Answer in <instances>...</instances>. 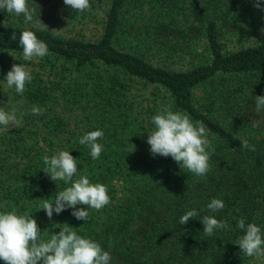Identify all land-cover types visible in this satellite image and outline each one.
Instances as JSON below:
<instances>
[{"label":"trees","instance_id":"16d2710c","mask_svg":"<svg viewBox=\"0 0 264 264\" xmlns=\"http://www.w3.org/2000/svg\"><path fill=\"white\" fill-rule=\"evenodd\" d=\"M90 4L76 13L63 0H28L44 30L0 10V109L15 108L21 120L0 131V212L15 205L18 214L37 220L45 240L67 224L108 251L110 264H264V257H247L236 245L244 235L240 218L264 236V109L255 105L264 95V11L253 0ZM92 23L98 34L91 38L56 28ZM24 30L47 44V56L24 60ZM172 60L190 65L174 67ZM13 64L32 76L22 96L6 85ZM33 106L43 114L33 115ZM164 107L204 123L210 142L205 177L182 171L171 157L151 155L152 117ZM96 130L104 136L94 160L79 139ZM242 139L255 150L242 148ZM60 151L77 159L78 176L108 188L111 202L102 210L77 206L89 212L87 221L76 220L71 208L49 220L41 207L71 186L43 172L42 157ZM212 199L224 208L211 212ZM193 209L198 215L180 224ZM204 216L229 228L206 236Z\"/></svg>","mask_w":264,"mask_h":264},{"label":"clouds","instance_id":"9594fccd","mask_svg":"<svg viewBox=\"0 0 264 264\" xmlns=\"http://www.w3.org/2000/svg\"><path fill=\"white\" fill-rule=\"evenodd\" d=\"M63 3L76 13H82L91 7L90 0H63ZM253 4L255 8L264 11L260 0H253ZM0 10L15 13L17 16L23 15L25 23H31L39 30L48 29L40 19L33 20L34 10L29 9L28 0H0ZM16 39L13 33L12 40ZM19 45L26 61L42 59L49 54L47 44L38 39L31 30H24L19 35ZM5 80L8 88L14 87L16 93L22 96L32 76L23 65L13 64ZM255 105L257 112L264 109V95L255 97ZM43 112L44 109L40 107L32 108L33 115H42ZM151 122L155 127L146 141L151 155L171 157L182 171L186 169L197 177H205L210 171V153L207 151L210 142L206 138L204 123H193L187 114L173 112L167 107L154 115ZM20 123L15 108L11 112L0 109V125L3 126L0 131L7 130L10 124L19 126ZM103 136L102 130H96L79 139L81 145L90 148V156L94 160L99 159L103 151V145L98 143ZM240 145L244 149L255 150L246 139H242ZM42 159L46 166L43 172L53 182L59 180L71 185L55 194L54 203L49 199L43 200L41 207L49 220L54 213L59 215L71 208V215L76 220L87 221L89 212L84 207L77 206L100 211L111 202L106 185L91 183L87 175L78 176L77 159L70 152L60 151L52 157L45 155ZM224 206L222 200L212 199L207 208L215 213ZM11 208V211L0 212V260L4 264H110L111 256L108 251L103 250L99 243L81 237L67 224L57 234H51L45 240L41 238L36 219L27 214H18L15 205H11ZM197 215L196 210H189L181 216L179 222L187 225ZM201 223L206 236H212L218 229L229 228L226 221L217 220L214 216H204ZM237 227L244 231V235L236 243L240 252L247 257H264V236L261 228L254 223L246 225L243 218L238 220Z\"/></svg>","mask_w":264,"mask_h":264},{"label":"rangeland","instance_id":"374dc122","mask_svg":"<svg viewBox=\"0 0 264 264\" xmlns=\"http://www.w3.org/2000/svg\"><path fill=\"white\" fill-rule=\"evenodd\" d=\"M57 30L60 32V33H63V34H67V35H72V36H77V35H80V36H85L87 38H91L93 36H96L95 34H98L96 29H95V24L92 23V24H89L88 27H77L75 29L72 28V26L70 27H67V26H62V25H57L56 26ZM191 63L195 61L194 60H190ZM175 63L174 67H178V68H186V67H189L190 63L189 61H186V60H183V61H179V60H172L170 61V63ZM1 96H2V102H5V98L3 97V95L0 94V99H1Z\"/></svg>","mask_w":264,"mask_h":264}]
</instances>
